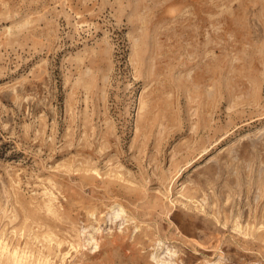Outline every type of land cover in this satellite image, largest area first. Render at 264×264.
<instances>
[{
    "label": "rangeland",
    "instance_id": "374dc122",
    "mask_svg": "<svg viewBox=\"0 0 264 264\" xmlns=\"http://www.w3.org/2000/svg\"><path fill=\"white\" fill-rule=\"evenodd\" d=\"M0 264H264V0H0Z\"/></svg>",
    "mask_w": 264,
    "mask_h": 264
}]
</instances>
